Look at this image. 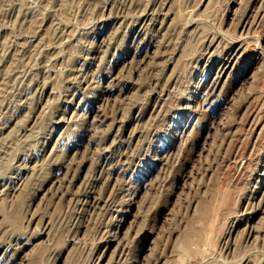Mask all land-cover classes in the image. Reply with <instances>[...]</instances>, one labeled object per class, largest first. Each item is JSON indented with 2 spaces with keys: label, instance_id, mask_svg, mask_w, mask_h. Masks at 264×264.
<instances>
[{
  "label": "rangeland",
  "instance_id": "1",
  "mask_svg": "<svg viewBox=\"0 0 264 264\" xmlns=\"http://www.w3.org/2000/svg\"><path fill=\"white\" fill-rule=\"evenodd\" d=\"M0 264H264V0H0Z\"/></svg>",
  "mask_w": 264,
  "mask_h": 264
}]
</instances>
